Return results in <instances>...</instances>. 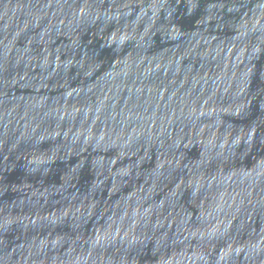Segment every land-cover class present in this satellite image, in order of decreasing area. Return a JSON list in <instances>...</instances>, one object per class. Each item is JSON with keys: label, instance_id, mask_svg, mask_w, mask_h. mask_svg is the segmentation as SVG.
Returning a JSON list of instances; mask_svg holds the SVG:
<instances>
[{"label": "water", "instance_id": "95a60500", "mask_svg": "<svg viewBox=\"0 0 264 264\" xmlns=\"http://www.w3.org/2000/svg\"><path fill=\"white\" fill-rule=\"evenodd\" d=\"M0 264H264V0H0Z\"/></svg>", "mask_w": 264, "mask_h": 264}]
</instances>
